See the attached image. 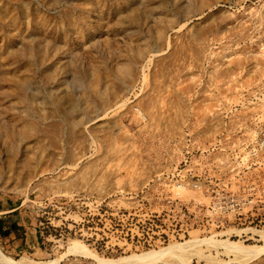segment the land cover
Returning a JSON list of instances; mask_svg holds the SVG:
<instances>
[{"label":"rangeland","instance_id":"rangeland-1","mask_svg":"<svg viewBox=\"0 0 264 264\" xmlns=\"http://www.w3.org/2000/svg\"><path fill=\"white\" fill-rule=\"evenodd\" d=\"M260 130L264 0H0V264H264V151L252 221L177 188Z\"/></svg>","mask_w":264,"mask_h":264},{"label":"built area","instance_id":"built-area-1","mask_svg":"<svg viewBox=\"0 0 264 264\" xmlns=\"http://www.w3.org/2000/svg\"><path fill=\"white\" fill-rule=\"evenodd\" d=\"M218 150L226 152V159L220 161L202 154L198 164L202 170L195 173L193 181H182V187L206 193L211 217L234 222L252 221L256 210L262 209V130L254 140ZM220 169L222 171L217 172ZM255 221L262 225V215H257Z\"/></svg>","mask_w":264,"mask_h":264},{"label":"bare ground","instance_id":"bare-ground-1","mask_svg":"<svg viewBox=\"0 0 264 264\" xmlns=\"http://www.w3.org/2000/svg\"><path fill=\"white\" fill-rule=\"evenodd\" d=\"M93 83H94V81H93ZM93 83H92V85H93ZM177 188L184 190V188H182V186H179ZM244 231H248V230H244ZM244 231H238V232H242L243 233ZM248 232H250L252 234V236L256 237V239H258L259 241H261V242L263 241L264 242V230H253L252 229V230H249ZM216 245L220 246V247H223L226 250H228V251H230L232 253H235L237 255H243L244 253H247V254H250L251 257L262 255V253L264 251V250H262V247L245 246V245L243 246L242 242L233 243V242H231V241H229L227 239L216 242ZM253 249L255 251H257V249H259V251L254 254V253L251 252V250H253ZM263 249H264V247H263ZM68 251L69 252H81V251H83V246H81L79 242L74 241V242H71V244H69ZM152 254L153 255H157V253H155V252L154 253L146 252V253H143L141 255H131V256L124 257V258H119V259H116V260L98 258V264H149V263H151L153 261L151 259L152 257H154V256H151ZM57 263H58V260H54V261H50V262H34V263L24 260L22 262V264H57ZM9 264H15V263L9 262Z\"/></svg>","mask_w":264,"mask_h":264},{"label":"trees","instance_id":"trees-1","mask_svg":"<svg viewBox=\"0 0 264 264\" xmlns=\"http://www.w3.org/2000/svg\"><path fill=\"white\" fill-rule=\"evenodd\" d=\"M17 229L15 224H12L9 228L5 227V221L0 217V236L8 237L13 231Z\"/></svg>","mask_w":264,"mask_h":264}]
</instances>
